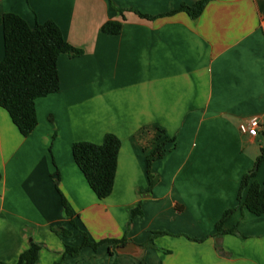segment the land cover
I'll return each instance as SVG.
<instances>
[{
    "label": "crops",
    "instance_id": "0c3cea01",
    "mask_svg": "<svg viewBox=\"0 0 264 264\" xmlns=\"http://www.w3.org/2000/svg\"><path fill=\"white\" fill-rule=\"evenodd\" d=\"M113 1L123 16L110 0H0V16L32 28L54 21L83 51L59 56V91L37 99L28 137L0 107V264H16L32 241L42 245L37 264H264V213H251L240 192L264 151V0H208L196 19L159 16L200 0ZM108 21L121 22V33H104ZM4 54L0 26V61ZM252 117L256 136L239 129ZM107 134L121 146L113 191L100 200L72 146ZM165 140L147 193V157ZM255 181L264 182V160ZM229 209L223 228L235 233L217 237ZM84 235L126 238L140 251L105 243L66 254Z\"/></svg>",
    "mask_w": 264,
    "mask_h": 264
},
{
    "label": "trees",
    "instance_id": "16d2710c",
    "mask_svg": "<svg viewBox=\"0 0 264 264\" xmlns=\"http://www.w3.org/2000/svg\"><path fill=\"white\" fill-rule=\"evenodd\" d=\"M111 4L123 16L124 10L116 7L113 0ZM208 0H200L192 6L181 5L176 10L161 15L172 16L179 12L187 13L191 18H198ZM137 12V11H136ZM141 17L153 20L156 17L137 12ZM0 26L3 28L4 58L0 61V107L7 111L12 123L18 129L22 137H28L38 125L36 101L39 98L57 93L59 91L58 59L61 54L70 57L82 55L83 51L71 46L63 37L61 29L54 21L43 24L36 23L32 28L20 16L6 13L0 16ZM122 23L108 21L102 26V31L107 34H119ZM167 141L158 145L147 157L149 172V188L151 192L158 178L150 174L153 161L164 155V147ZM121 142L114 134H107L102 144L89 142H77L72 146L73 158L76 165L83 173L88 185L100 199H106L113 191L117 161ZM264 160V151L258 157L255 168L245 174L241 179L240 192H246L244 206L253 214L260 216L264 213V182L258 184L255 177L261 162ZM62 204L65 214L70 219L73 213L62 196ZM141 203L132 211V217L141 214ZM234 209L227 210L217 222L216 236L227 233H235L234 230L223 228L227 218ZM57 234L70 236L72 233L63 228H52ZM105 243H111L114 249L128 243L126 238L105 239L99 242L90 241L84 235L81 243L75 247L66 248V254L77 255L83 247H91L97 250ZM152 240L144 246H154ZM42 245L32 241L24 250L16 264H37ZM139 264H145L141 258Z\"/></svg>",
    "mask_w": 264,
    "mask_h": 264
},
{
    "label": "built area",
    "instance_id": "2783aa9c",
    "mask_svg": "<svg viewBox=\"0 0 264 264\" xmlns=\"http://www.w3.org/2000/svg\"><path fill=\"white\" fill-rule=\"evenodd\" d=\"M261 28L264 33V20L261 24ZM259 124L260 123H259L258 117H252L248 119L247 121L242 122L239 126V129L241 133L243 134H249L250 136H256L258 132Z\"/></svg>",
    "mask_w": 264,
    "mask_h": 264
},
{
    "label": "water",
    "instance_id": "95a60500",
    "mask_svg": "<svg viewBox=\"0 0 264 264\" xmlns=\"http://www.w3.org/2000/svg\"><path fill=\"white\" fill-rule=\"evenodd\" d=\"M118 252L120 253H125V254H131V255H137L139 253V248L133 244V243H128L125 246L119 247L117 249Z\"/></svg>",
    "mask_w": 264,
    "mask_h": 264
}]
</instances>
